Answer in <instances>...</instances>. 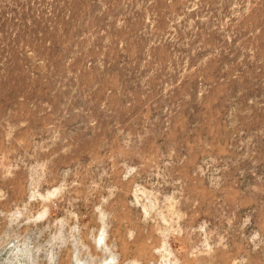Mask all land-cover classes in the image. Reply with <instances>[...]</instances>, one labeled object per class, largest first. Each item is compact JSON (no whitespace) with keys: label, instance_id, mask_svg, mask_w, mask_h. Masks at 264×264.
Returning a JSON list of instances; mask_svg holds the SVG:
<instances>
[{"label":"rangeland","instance_id":"1","mask_svg":"<svg viewBox=\"0 0 264 264\" xmlns=\"http://www.w3.org/2000/svg\"><path fill=\"white\" fill-rule=\"evenodd\" d=\"M0 264H264V0H0Z\"/></svg>","mask_w":264,"mask_h":264}]
</instances>
